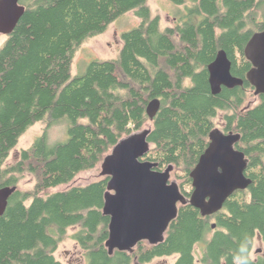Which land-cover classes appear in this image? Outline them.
Wrapping results in <instances>:
<instances>
[{
  "label": "trees",
  "instance_id": "obj_1",
  "mask_svg": "<svg viewBox=\"0 0 264 264\" xmlns=\"http://www.w3.org/2000/svg\"><path fill=\"white\" fill-rule=\"evenodd\" d=\"M172 1L188 13L165 29L148 0L20 1L25 14L0 48V188L18 186L26 174L35 186L18 189L0 217V264H64L55 252L72 228L87 264H149L173 256L174 264H197L198 244L204 245L201 264H264L263 251L253 257L256 240L264 245V94L256 106L244 107L254 92L245 47L264 31V0ZM130 12L140 23L122 34L118 57L97 59L73 76L78 50ZM220 50L244 85L213 95L208 66ZM155 99L161 108L151 120L147 107ZM220 112L223 132L241 135L237 148L249 159L252 184L212 216L180 205L159 245L143 241L132 253H109L110 217L103 214L109 177L49 193L96 169L120 140L151 123L146 159L159 170L173 165L190 197V173ZM64 119L68 140L50 145L49 129ZM37 123L46 125L44 133L8 166L21 137Z\"/></svg>",
  "mask_w": 264,
  "mask_h": 264
},
{
  "label": "water",
  "instance_id": "obj_2",
  "mask_svg": "<svg viewBox=\"0 0 264 264\" xmlns=\"http://www.w3.org/2000/svg\"><path fill=\"white\" fill-rule=\"evenodd\" d=\"M21 0H0V34L9 36L25 14ZM245 57L252 64L247 80L255 96L264 94V31L252 35L245 47ZM232 62L220 50L208 66L209 84L213 95L223 88L242 87L244 81L232 75ZM161 108L158 99L147 107L154 120ZM151 129H144L123 138L102 164V176L109 177L103 214L110 217L106 247L132 253L140 242L156 246L165 241L170 224L178 217L179 206L191 205L203 216H212L239 190H246L252 180L246 176L249 159L237 148L238 133H224L215 128L209 134V145L191 171L193 191L184 195L179 184L171 181L174 166L159 170L156 162L146 160L151 150ZM17 186L0 188V217L8 208ZM216 228L213 225V229Z\"/></svg>",
  "mask_w": 264,
  "mask_h": 264
},
{
  "label": "rangeland",
  "instance_id": "obj_3",
  "mask_svg": "<svg viewBox=\"0 0 264 264\" xmlns=\"http://www.w3.org/2000/svg\"><path fill=\"white\" fill-rule=\"evenodd\" d=\"M148 2L153 16L160 17L161 28L163 29L174 27L176 22H178L183 16H187L188 13L185 6L177 5L172 0H148ZM139 23L140 19L136 14L130 12L115 21L104 34L88 40L76 54L72 70L73 76L83 75L87 71L88 66L97 59L108 60L117 58L122 49V34L135 29ZM7 39L8 36L0 34V48L4 45ZM188 83L189 81H187V84ZM258 103L259 98L255 96L254 92H252L244 107H254ZM45 127L46 125L44 123H37L21 137L18 146L13 150L7 161L8 166L19 160L20 152L29 149L44 133ZM224 127V113L220 112L215 119V128L223 131ZM148 128H152L151 123L146 124L144 127V129ZM68 129L69 122L66 119L49 129L48 138L50 145L67 141L69 138ZM103 178L105 177L102 176L101 165H99L94 170L80 173L71 184L51 189L49 193L65 191L71 187H84L91 183L101 181ZM171 181L179 182L176 179L174 172L172 173ZM34 186L35 177L32 174H26L24 177L20 178L17 187L20 190H31ZM77 232V228L69 229L66 238L55 252L56 258L64 264H87L84 250L73 238V235ZM203 247V244H198L196 246L197 257L199 260ZM262 251L264 254V245L258 238L255 242L253 257L256 258ZM176 260V256L157 258L149 264H174ZM199 260H197V264H201Z\"/></svg>",
  "mask_w": 264,
  "mask_h": 264
}]
</instances>
